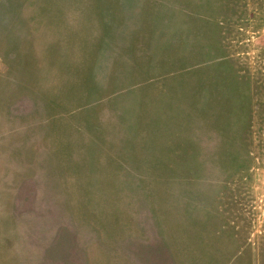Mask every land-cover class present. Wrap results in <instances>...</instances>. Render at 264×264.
Listing matches in <instances>:
<instances>
[{
	"label": "rangeland",
	"instance_id": "1",
	"mask_svg": "<svg viewBox=\"0 0 264 264\" xmlns=\"http://www.w3.org/2000/svg\"><path fill=\"white\" fill-rule=\"evenodd\" d=\"M0 264H264V0H0Z\"/></svg>",
	"mask_w": 264,
	"mask_h": 264
},
{
	"label": "crops",
	"instance_id": "2",
	"mask_svg": "<svg viewBox=\"0 0 264 264\" xmlns=\"http://www.w3.org/2000/svg\"><path fill=\"white\" fill-rule=\"evenodd\" d=\"M221 231H222L221 233L210 232V234H208L207 231L205 232L203 231L201 235H197V238H241L239 234H237L235 231H233L229 227L222 228ZM166 234L163 233L164 238H193L194 237L193 231H188V230H186V234L177 235L176 237H173L172 235H168V234L166 235Z\"/></svg>",
	"mask_w": 264,
	"mask_h": 264
}]
</instances>
